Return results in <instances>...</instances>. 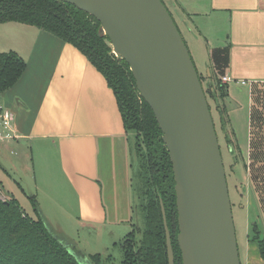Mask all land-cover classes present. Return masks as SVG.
I'll use <instances>...</instances> for the list:
<instances>
[{"label": "crops", "instance_id": "1", "mask_svg": "<svg viewBox=\"0 0 264 264\" xmlns=\"http://www.w3.org/2000/svg\"><path fill=\"white\" fill-rule=\"evenodd\" d=\"M169 1L178 21L185 26L203 57L208 70V76L204 77L206 83L210 69L217 78L230 77L224 83L226 96L222 101L225 141L231 152L236 149L234 128L245 123L247 160L243 164L245 171L248 167L252 195L248 198L252 204L247 209L251 222L248 221L246 228L244 262L242 260L241 264H264L257 242L252 241L251 227L256 222L259 236L264 237V202L259 194L264 184V0ZM0 37L3 41L11 40L8 49L17 52L26 64L19 79L0 93V105L12 113L18 135L12 142H0V173L7 175L12 170L24 175L32 190L42 192L44 196L41 182H44L43 176L46 180L47 173L52 174V171H42L45 164L42 157H53L49 153L53 151L60 182L70 183L74 191L81 194L82 191L88 194L92 189L88 195L94 202H89L87 195L81 196L84 220L103 222L100 217L101 212L104 214L101 206L103 181L101 174L98 175V165L107 154L124 150L130 139L112 89L79 50L49 32L10 21L0 23ZM213 62L219 63L222 71H218ZM215 110L218 113L216 107ZM217 116L221 127L219 114ZM33 152L39 161L38 171L32 160ZM7 153L14 157L10 158ZM3 164L8 166L5 168ZM254 174L255 182L251 179ZM64 184L62 189L66 191ZM27 186L31 190L30 184ZM7 188L19 203L12 186ZM46 198L53 200L48 195ZM54 199L66 204L69 201L67 192L54 195ZM50 204L54 205L49 203L47 206ZM23 205L26 204L20 206L26 212ZM42 208L44 210V206Z\"/></svg>", "mask_w": 264, "mask_h": 264}, {"label": "water", "instance_id": "2", "mask_svg": "<svg viewBox=\"0 0 264 264\" xmlns=\"http://www.w3.org/2000/svg\"><path fill=\"white\" fill-rule=\"evenodd\" d=\"M94 16L129 66L167 149L182 264H241L220 147L207 97L176 22L162 0H60ZM167 263L174 264L164 208ZM48 228V227H47ZM51 232L52 229L48 228ZM69 253L79 264L86 255Z\"/></svg>", "mask_w": 264, "mask_h": 264}, {"label": "trees", "instance_id": "3", "mask_svg": "<svg viewBox=\"0 0 264 264\" xmlns=\"http://www.w3.org/2000/svg\"><path fill=\"white\" fill-rule=\"evenodd\" d=\"M10 21L49 32L79 50L100 71L112 89L124 130L135 131L136 138H140L145 146V156L141 155L145 185L138 195L144 212V226L133 227L123 238L120 243L121 264H168L161 204L170 234L174 264H182L176 239L178 225L174 179L161 130L151 108L139 95L128 64L112 52L110 41L101 32L99 21L73 4L60 0H0V23ZM214 64L219 69V63ZM25 65L17 52H0V93L19 79ZM198 76L200 80L203 79L201 75ZM204 91L215 101L221 130L226 135L222 103L226 96V84L220 81V77L217 78L212 69ZM29 199L34 217L24 212L12 195L4 194L0 189V264H79L69 253V249H72L80 254L73 248L72 242L51 227L52 231L49 232V225L38 213L35 196H29ZM251 227L252 241L257 242L264 261V237L259 236L256 222ZM87 257L91 264H110L109 255L96 253Z\"/></svg>", "mask_w": 264, "mask_h": 264}, {"label": "rangeland", "instance_id": "4", "mask_svg": "<svg viewBox=\"0 0 264 264\" xmlns=\"http://www.w3.org/2000/svg\"><path fill=\"white\" fill-rule=\"evenodd\" d=\"M162 1L171 12L172 17L180 30L181 36L188 48L195 68L198 74L203 78L201 81L205 90L207 87V81L204 77L208 76V70L202 60L203 57L196 48L195 43L192 41V38L185 29V26L178 21L175 12L171 9V2L169 0ZM10 45V39L3 41L0 37V51L10 50L8 49ZM206 97L214 122L222 162L225 169L239 258L242 263V260L244 262L243 255L246 247V228L248 221L251 222V220H249L250 216L248 217L247 215V209L248 207H252L251 201L248 199L252 196L249 192V176L247 175L248 167L246 165L247 168L245 171L243 164L247 160V132L244 122H242L241 126L234 128L236 136V149H233L231 152L228 147L229 145H227L225 141L226 137L218 123V113L215 110V101L209 96V94H206ZM127 133L130 139H126L128 142L126 148H124V150H117L111 153V155L107 154L106 158H102L101 165L100 163L98 165V175L101 174L100 180L103 181L101 182L103 187V189H101V206L104 209V214L101 212L100 217L103 220L101 223L86 222L84 220L85 217L81 213L82 202L84 199L81 200V196L87 195L85 196L87 200L91 203L94 202L95 200L88 195L92 193V189L90 188L88 194L85 191H82L81 194L79 191H74V187L70 186V183L64 184L60 182L58 179L59 173L57 165H54L53 151L49 152L53 157H49V155H44V157H42V160L45 163L42 165L44 168H42V171L45 169L52 171V174L47 173L46 180L45 176H43L44 182H41L43 192L45 193L44 196L42 192L38 193L35 189L32 190L33 187L29 181L30 190L27 186L29 184L26 182V177L24 175L20 176L12 170L8 172V176L0 173V189L3 188L4 190L2 189V192L6 194L5 192L8 193L9 191L7 187L11 185L12 192L16 195L15 197L19 199V205L22 203L26 204L23 205L25 207V211L31 216L35 215V213L29 196L34 195L37 207L39 208L38 213L49 225L48 228L50 229L51 227L58 233L64 234L65 237L72 242L73 248L80 254L86 256L96 253L102 254L103 256L109 255L110 264H121L122 250L120 243L123 238L127 236L133 227L143 228L144 226V212L141 207V198L138 195L145 185V169L142 164L143 157H141V155L145 156V146L141 142L140 138H136L135 131L128 130ZM131 144L134 146V150L132 149ZM135 152L136 155L134 154ZM8 156H10V158L14 157L10 154H8ZM35 156L36 153L33 152L32 160L35 164V169L38 171L39 161L37 157L35 158ZM233 156H235L236 159L233 158ZM249 165L250 163L248 166ZM3 166L5 167L8 165L3 164ZM54 171H56L55 174ZM1 172H3V170H1ZM252 176L253 177H250L252 181L255 182V174ZM9 181L10 183L7 185L2 184ZM257 181L259 182V180ZM63 184L66 186V191L62 189ZM65 192H67L69 197L67 204L65 201L61 203L62 201L60 202L58 199L55 201L54 195L63 194ZM9 193L11 192L9 191ZM20 194H23L24 197ZM259 194L264 202V184L261 185ZM46 195L51 196L53 200H47ZM49 203H54V205L50 204L49 207L47 206ZM59 204L63 207H60ZM42 205L44 206L45 213ZM260 212H262V209Z\"/></svg>", "mask_w": 264, "mask_h": 264}, {"label": "built area", "instance_id": "5", "mask_svg": "<svg viewBox=\"0 0 264 264\" xmlns=\"http://www.w3.org/2000/svg\"><path fill=\"white\" fill-rule=\"evenodd\" d=\"M230 80V77L223 75L220 81L225 83ZM17 133L13 126V115L9 110H6L0 105V142H12L17 139Z\"/></svg>", "mask_w": 264, "mask_h": 264}]
</instances>
